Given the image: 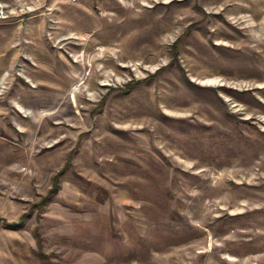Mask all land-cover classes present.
Instances as JSON below:
<instances>
[{
	"label": "rangeland",
	"instance_id": "1",
	"mask_svg": "<svg viewBox=\"0 0 264 264\" xmlns=\"http://www.w3.org/2000/svg\"><path fill=\"white\" fill-rule=\"evenodd\" d=\"M0 264H264V0H0Z\"/></svg>",
	"mask_w": 264,
	"mask_h": 264
}]
</instances>
